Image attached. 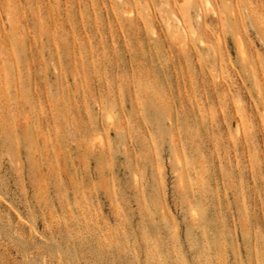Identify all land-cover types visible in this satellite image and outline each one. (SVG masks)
I'll return each instance as SVG.
<instances>
[{
    "label": "rangeland",
    "instance_id": "1",
    "mask_svg": "<svg viewBox=\"0 0 264 264\" xmlns=\"http://www.w3.org/2000/svg\"><path fill=\"white\" fill-rule=\"evenodd\" d=\"M0 264H264V0H0Z\"/></svg>",
    "mask_w": 264,
    "mask_h": 264
},
{
    "label": "bare ground",
    "instance_id": "2",
    "mask_svg": "<svg viewBox=\"0 0 264 264\" xmlns=\"http://www.w3.org/2000/svg\"><path fill=\"white\" fill-rule=\"evenodd\" d=\"M148 9V8H147Z\"/></svg>",
    "mask_w": 264,
    "mask_h": 264
}]
</instances>
